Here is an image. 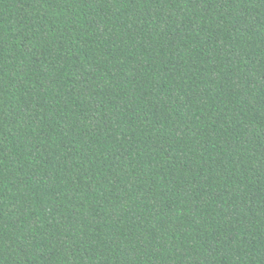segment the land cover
<instances>
[{"label":"trees","instance_id":"16d2710c","mask_svg":"<svg viewBox=\"0 0 264 264\" xmlns=\"http://www.w3.org/2000/svg\"><path fill=\"white\" fill-rule=\"evenodd\" d=\"M0 264H264V0H0Z\"/></svg>","mask_w":264,"mask_h":264}]
</instances>
